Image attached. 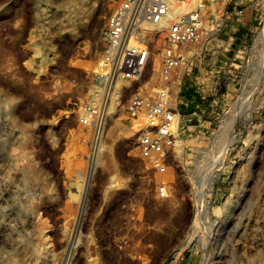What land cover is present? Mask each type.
I'll return each instance as SVG.
<instances>
[{
	"label": "rangeland",
	"instance_id": "374dc122",
	"mask_svg": "<svg viewBox=\"0 0 264 264\" xmlns=\"http://www.w3.org/2000/svg\"><path fill=\"white\" fill-rule=\"evenodd\" d=\"M117 2L0 0V264H264V69L246 102L186 117L162 174L140 157L126 108L156 82V34L143 75L104 112L86 180L94 130L82 118L101 99ZM76 134L85 150L74 167Z\"/></svg>",
	"mask_w": 264,
	"mask_h": 264
},
{
	"label": "built area",
	"instance_id": "2783aa9c",
	"mask_svg": "<svg viewBox=\"0 0 264 264\" xmlns=\"http://www.w3.org/2000/svg\"><path fill=\"white\" fill-rule=\"evenodd\" d=\"M156 34L165 41L156 82L151 91H131L126 108L140 127V157L163 173L181 129L189 128L186 117L201 121L205 112L197 113L206 105L248 100L253 76L264 69L261 60L254 68L264 53V0H118L106 29L105 67L97 77L101 99L82 118L95 137L102 133L104 112L129 89L122 82L143 75L146 45ZM87 159L89 173L93 153ZM164 183L158 181L159 192Z\"/></svg>",
	"mask_w": 264,
	"mask_h": 264
},
{
	"label": "bare ground",
	"instance_id": "6f19581e",
	"mask_svg": "<svg viewBox=\"0 0 264 264\" xmlns=\"http://www.w3.org/2000/svg\"><path fill=\"white\" fill-rule=\"evenodd\" d=\"M263 57H264V53L262 52V50H260V52L258 53V60H256V62H255L256 65H254V68L259 67V66H257V64H260L259 61L262 60ZM103 59H104V56H103ZM104 67H105L104 64H102V67H100V71H103ZM95 95H99V89L96 90ZM112 107H113V105L111 104L108 108L109 111L112 110ZM74 137H73L74 141L72 140V142H74V144L72 143L73 145H71V149L73 146V149H72L73 154L71 153L72 154V158H71L72 164L71 165L74 167H77L76 165L80 166V165H82V162H83V156L82 155H83L84 150H85V139L80 134H76ZM102 142H103L102 135H98L97 137L94 136V139L92 141V148L91 149L89 148V150H90L89 152L93 153V155H94V165H93L92 171L87 173V175L85 176L86 180L89 182L91 181V176L93 174L95 167L98 166ZM186 152L188 154H190V148L187 147ZM86 160H88V159H86ZM201 160L202 159H198V162H196L195 165L198 166L200 164ZM73 163L75 165H73ZM78 173H81V171L80 172L78 171ZM162 174H166V175L168 174L169 175L170 170H167V171L163 172ZM13 211L14 210H12L11 212H13Z\"/></svg>",
	"mask_w": 264,
	"mask_h": 264
}]
</instances>
